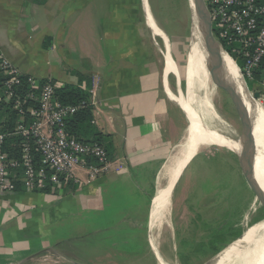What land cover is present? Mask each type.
I'll use <instances>...</instances> for the list:
<instances>
[{
    "label": "crops",
    "instance_id": "0c3cea01",
    "mask_svg": "<svg viewBox=\"0 0 264 264\" xmlns=\"http://www.w3.org/2000/svg\"><path fill=\"white\" fill-rule=\"evenodd\" d=\"M144 25L141 0H0V54L39 81L89 78L91 128L113 146L110 170L94 179L77 168L50 191H0V264L47 252L73 264H125L128 250L142 251L151 188L172 149L156 131L159 100L143 91ZM158 219L150 211L147 242H156Z\"/></svg>",
    "mask_w": 264,
    "mask_h": 264
},
{
    "label": "rangeland",
    "instance_id": "374dc122",
    "mask_svg": "<svg viewBox=\"0 0 264 264\" xmlns=\"http://www.w3.org/2000/svg\"><path fill=\"white\" fill-rule=\"evenodd\" d=\"M148 2L150 8V10L149 8L148 10L151 11L158 25L161 24L160 26L168 34L171 42L172 55L175 62L174 60L169 59L167 57L165 63L166 70L172 72L169 75L170 87L174 93H177V90L179 88V92L184 95V98H187L188 95L186 92L185 68L189 46V35L191 32L192 24L189 2L188 0H148ZM149 23L151 24L153 32L155 34L163 35V33H161V30L156 26L153 20L149 19ZM143 27V91H149L150 95L158 98L159 100L160 108L158 109H160V113L159 115H157L158 120L155 121L157 129L156 131L158 132V135H160L162 138L167 139V150H169L170 147H172L187 130L188 124L191 120H189L188 122L179 107L175 103L170 102L165 96L161 94V74L163 67L162 56L164 52L163 42L160 38L152 35L147 30L145 25ZM212 30V33L214 34L215 31L213 28ZM156 58L160 61V63H157V71L153 70L151 66L150 72V66L148 64H151L152 60V64H154ZM260 75L262 78L264 76V72H261ZM262 79L258 80L257 82L261 81ZM254 81H256V79ZM245 82L247 84L248 89L250 90V94L252 95V93L255 92L252 85L253 81L245 79ZM219 87H214L211 82H209L207 86V89L210 91L209 96L213 104V110L217 116L219 115L218 117L223 123H226L231 128V130L233 129L231 132V138L236 139L238 138L241 131V121L236 113V110L229 96L222 90V88ZM258 103L264 108V105L262 103ZM180 105L184 110H187L181 102ZM193 109L195 108L193 107ZM200 119L207 128L211 129L202 118ZM214 131L224 135L223 133L217 130ZM215 141L216 140L208 139V136L205 133L201 132V136L199 137L198 141L190 145L187 151L185 152L182 164L175 174V187L173 186L174 189L170 198V212L168 218L170 225L165 224V226L158 233L157 239L160 251L165 257V259L174 261L173 257L175 256V258L178 260L176 235L182 239L189 238L193 233L192 225H196L197 229H195V238L199 240L203 235L206 234L205 229H203L201 226V223L224 221L222 220L223 218H221V213L230 207L226 194V191H228V189L225 191L224 189H219L216 186H209L208 188V185L206 184V182H213V180L221 174L225 175V172H227V170L224 167H229L228 165H230L231 167L237 166L230 152L224 147H219L222 145L214 143ZM202 143H206L205 149H202L200 148V146H197L198 144L202 145ZM213 157L216 158L217 162L209 163L210 159ZM190 159L191 161L183 170L185 164ZM256 165L257 174L264 178V171L260 168L261 164L257 162ZM216 166L218 170H216ZM161 168L162 166L158 170L154 186H152L151 188L152 190L150 193V203L152 197L156 192L158 173ZM236 172V170L231 172V184H234V182H236V180L238 179V175ZM240 189L241 190L239 193V191L235 189L234 186L230 188L232 195L238 193L240 194V197L237 201L238 203L236 204V208H238V210L240 209L242 212L241 218L239 219L238 223H236L232 228H234L233 231H236L241 228V234L243 233V236L245 231L251 225L264 219L262 217V215L264 214V209L255 199L254 195L248 190V188L243 189L242 186ZM235 199L236 198H232V201L234 202ZM148 216L149 213L147 215V220ZM147 220L144 223L145 231L143 238L145 243H143L142 251L140 252V249H137V251L128 250L127 254L123 255L126 256L124 257V259L126 260L124 262L125 264H156V258L151 248L153 245L151 235L150 241L152 242V245L151 243H149V239L148 242L146 239V231L148 235ZM250 222L253 223L248 225ZM149 226L151 227V224H149ZM241 237H239V239ZM233 240L231 238L228 243L223 244L219 251L226 247L227 244H229L230 242L233 244L238 239H235L234 241ZM200 253L201 252H197L196 254ZM46 255L49 256V258L45 257ZM52 255L53 254L51 252L42 253L38 256H35L24 264L74 263L71 259L66 258L60 260L56 256L54 257ZM197 256L198 257L190 261V264H209L213 260L214 255L208 258L201 257V254ZM177 260L176 263L180 264L179 260ZM55 261L58 262L56 263Z\"/></svg>",
    "mask_w": 264,
    "mask_h": 264
},
{
    "label": "built area",
    "instance_id": "2783aa9c",
    "mask_svg": "<svg viewBox=\"0 0 264 264\" xmlns=\"http://www.w3.org/2000/svg\"><path fill=\"white\" fill-rule=\"evenodd\" d=\"M204 1L215 31L214 38L238 65L244 79L254 82L255 74L264 64V0ZM0 73L4 78L0 101L3 98L8 101L16 95L15 89L21 85L22 74L2 54ZM262 78L254 91L259 93L257 101L264 105V76ZM27 81L29 91L25 99L15 104L22 118L15 133L25 138L20 158L10 157L4 150L7 134L0 130V191H15L18 180L27 191H42L74 179L77 168L86 170L89 179L110 170L111 163L102 144L78 140L66 129L65 119L86 104L58 100L55 89L61 85L52 80H46L42 85L30 77ZM26 101L32 104L24 108ZM26 115L31 117V122H25ZM33 148L39 153V165L35 162Z\"/></svg>",
    "mask_w": 264,
    "mask_h": 264
},
{
    "label": "bare ground",
    "instance_id": "6f19581e",
    "mask_svg": "<svg viewBox=\"0 0 264 264\" xmlns=\"http://www.w3.org/2000/svg\"><path fill=\"white\" fill-rule=\"evenodd\" d=\"M188 1L192 15L185 68L186 92L188 96L187 98L181 95L172 97L176 101H180L187 109L185 112L188 115V122L189 120L191 122L180 139L172 146L173 151H171L163 163L164 165L167 162L162 170L159 186L157 182L155 197L151 205V219L152 214L157 212L159 216L158 232L155 238L156 242H153V245L150 241V236H148L149 242L152 245V252L156 258V264H176L172 260L165 259L160 251L157 239L158 233L165 224L170 225L168 218L174 178L189 146L196 143L201 136V132H203L208 136V139L216 140L214 143L235 149L239 147V144L231 138L233 129L231 130L226 123H223L218 117L219 115L217 116L213 110V104L209 96L210 91L207 89L209 82L218 88L219 85L217 84L224 79L235 85L236 90L242 96V100L246 106L245 113L250 116L252 121L250 149L252 151L254 173L256 180L264 190V178L257 174L256 165L257 162L260 163L264 171V108L257 100H253L250 93L246 91L240 72L231 57L224 52L218 43L209 44L206 28L205 26L201 27L199 24L198 12L194 5V0ZM145 8L148 19L152 20L146 3ZM214 55L217 56V59H214ZM167 57L171 59L169 56ZM165 71L167 72L166 68ZM191 104L195 108L194 110ZM196 113L208 124L211 130L196 124ZM212 129L224 135H220ZM190 161L191 159L185 164L183 170ZM261 221L251 225L245 231L244 235H241L242 237L240 236V239L237 238L238 240L233 244L229 243L224 247L209 264H264V221Z\"/></svg>",
    "mask_w": 264,
    "mask_h": 264
},
{
    "label": "trees",
    "instance_id": "16d2710c",
    "mask_svg": "<svg viewBox=\"0 0 264 264\" xmlns=\"http://www.w3.org/2000/svg\"><path fill=\"white\" fill-rule=\"evenodd\" d=\"M223 45L225 46V44ZM228 52L230 53L229 49ZM261 72H264V64H262L261 70H259L255 74L254 80L256 79V81H254V83L262 79L260 75ZM21 79H22L21 85L17 86L15 89L16 95L11 97V99L8 101H6L4 98L0 101V130L7 134L3 148L10 157H16V158H20L21 144L25 138L21 134L15 133L17 125L21 122L22 119L21 114L19 113L18 109L15 107V104L22 103L26 97L27 92L29 91V84L27 81V77L22 75ZM3 81L4 78L0 73V94L2 96L4 91ZM83 81L85 87H81V82ZM44 82L45 80H40L41 85ZM90 88H91L90 79L87 78L86 76H80L78 85L64 84L59 88L55 89V96L58 100H60L63 103L79 104L81 102H84V104H86L76 113L70 115L65 119L66 129L70 134H72L78 140L96 141L102 144L107 151L108 157L111 158L113 146L110 140V136L108 134H103L101 132L94 131L93 130L94 128H91L90 125L93 119L92 104L90 101L91 95L89 93ZM36 91H39V89H36ZM28 104H32V103H30V101H26V104L23 105L24 108ZM24 119L26 123H29L32 120L31 117H29L28 115L24 116ZM91 129L94 131L93 137L89 136L91 133L90 132ZM197 146H200V148L205 149L206 143L204 144L202 143V145L198 144ZM32 152L34 154L36 164L39 165L40 162L39 153L34 148L32 149ZM230 154L237 165L236 156L232 152H230ZM213 162H217L215 157L211 158L209 161V163H213ZM228 166L229 167H224L227 170V172H225V175L224 174L219 175L211 183L206 182L208 188L209 186L210 187L216 186L219 189H224L225 191L228 189V191H226V194H227L228 204L230 205V207L221 213V218H223L222 220L224 221H218L212 223L202 222L201 226L203 229H205L206 234L203 235L199 240L195 238L196 236L195 229H197L196 225H192L193 233L189 238L182 239L176 235L177 257L180 264H190V261L198 257L197 255L200 254L202 255L201 257L203 258H208L212 255H216L219 252V249H221L223 244L228 243L231 238L233 240L241 235V228L236 231H233L234 228L232 227L236 223H238L239 219L241 218L242 212L240 209L238 210V208H236L237 207L236 204L238 203L237 201L240 197L239 196L241 190L240 188L243 186L244 189V188H248V186L245 184L243 180L238 165L235 167H231L230 165ZM260 168L262 169L263 167L261 166ZM216 170H218V168ZM234 170L237 171L236 173L238 175V179L236 180V182H234V184H231L230 183L231 172ZM19 175L21 174L19 173ZM21 185H22L21 181L18 180L16 182V188L20 187ZM232 186H234V188L239 191L238 194L232 195V192L230 191V188ZM248 190L250 191L249 188ZM42 191H50V188L46 187L45 189H42ZM232 198H236L234 202L232 201ZM262 217L264 218V214L262 215ZM252 223L253 222H250L248 225ZM197 252H201V253L196 254ZM173 260L175 263L176 262L175 256L173 257Z\"/></svg>",
    "mask_w": 264,
    "mask_h": 264
},
{
    "label": "water",
    "instance_id": "95a60500",
    "mask_svg": "<svg viewBox=\"0 0 264 264\" xmlns=\"http://www.w3.org/2000/svg\"><path fill=\"white\" fill-rule=\"evenodd\" d=\"M145 3L148 5V8H149L148 0H141L142 11H143V17H144L145 24L148 27V29H149V31L151 32L152 35H154V36H156V37H158V38H160L162 40L163 46H164V52H163V72H162V80H163V88H164V91H165L166 96L168 97V99L171 100L173 103H175L179 107V109L181 110V112L184 114L185 118L188 121V115L186 114L185 110L182 108V106L180 105V103L178 101H176L172 97V96H176V95H181V96H184V95H182L179 92L180 91L179 88H178L177 93H174L172 91V89H171V87L169 85V75L172 72H170V71H167L166 72L165 71V63H166V60H167V56H169L171 59L174 60L173 55H172V48H171V42H170L169 36L161 28V26L158 25V23L155 21L152 13L150 11L152 20L154 21V23L156 24V26L161 30V32L163 33V35H161V34H155L153 32V29H152V27H151V25L149 23V19H148V16H147V11H146V8H145ZM194 5L197 8V12H198L197 15H198V20H199L200 26L201 27L202 26H205V28H206V34H207V38H208L209 44L212 45V44H217L218 43L220 45V47L224 50V52L226 54H228L225 51V49L223 48V46L213 36L210 15H209L208 9L206 7L205 1L204 0H194ZM189 7H190V5H189ZM149 10H150V8H149ZM191 23H192V15H191ZM214 59H217V56L216 55H214ZM174 62H175V60H174ZM235 65H236L238 71L240 72V75H241V78L243 80V83H244V86L246 88V91L249 92L250 90L247 87V84L245 82V79H244V77H243V75H242V73H241L238 65L236 63H235ZM216 82H217V80H216ZM217 85H219L220 86L219 88H222V90L229 96V98H230V100H231V102H232V104H233V106H234V108L236 110V113L239 116L240 121H241V131H240V134H239L238 138H236V139L232 138V139H234V141H236L239 144V147L237 149L232 148V147H226V146H219V147L226 148L228 151L232 152L236 156L237 165L239 167L240 173H241V175H242V177H243L246 185L248 186V188L250 189V191L253 193L255 199L259 202V204L264 209V190L262 189V187L260 186V184L256 180L255 173H254V164H253L252 151L250 149V142H251V122L252 121L250 119V116L247 113H245L246 106H245V104H244V102L242 100V96L236 90L235 85L231 84L230 82L225 81L224 79L222 80V82L218 83ZM251 97H252L253 100H256L259 97V93L257 91H255V92L252 93ZM191 107H192V105H191ZM196 115H197V113H196ZM196 120H197V123H196L197 125H199L200 127L207 128L202 123V121H201V119L199 118L198 115H197ZM218 134H220V133H218ZM220 135H222V134H220ZM174 187H175V185H174ZM154 197H155V194L152 197L151 203H150L149 216H148V234L150 232V226H149V222H150V211H151V205H152V202H153ZM218 253H220V251ZM216 255L213 256V259L215 258Z\"/></svg>",
    "mask_w": 264,
    "mask_h": 264
}]
</instances>
